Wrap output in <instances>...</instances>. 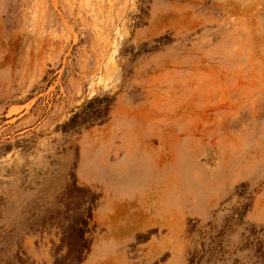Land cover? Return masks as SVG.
Wrapping results in <instances>:
<instances>
[{"label": "rangeland", "instance_id": "obj_1", "mask_svg": "<svg viewBox=\"0 0 264 264\" xmlns=\"http://www.w3.org/2000/svg\"><path fill=\"white\" fill-rule=\"evenodd\" d=\"M163 260L264 264V0H0V264Z\"/></svg>", "mask_w": 264, "mask_h": 264}, {"label": "crops", "instance_id": "obj_2", "mask_svg": "<svg viewBox=\"0 0 264 264\" xmlns=\"http://www.w3.org/2000/svg\"><path fill=\"white\" fill-rule=\"evenodd\" d=\"M139 200L142 202L141 199ZM129 204H131V202ZM142 204L143 206H146L145 202H142ZM152 208H153V213L141 214L140 218L133 211H132L133 212L132 216L129 215L125 217L126 219L122 224L123 226L124 224L127 225L126 231H128L130 234H134L137 231L144 230L145 228H148V227H157V228L162 227L168 230V207L164 209V212H162L161 209L156 204L152 205ZM157 210H160V211H157ZM158 213L160 214L159 217H157ZM166 263H167V260H163L162 262H160V264H166Z\"/></svg>", "mask_w": 264, "mask_h": 264}]
</instances>
